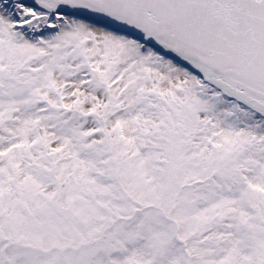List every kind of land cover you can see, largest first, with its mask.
Wrapping results in <instances>:
<instances>
[{"label":"snow or ice","instance_id":"6c2138e0","mask_svg":"<svg viewBox=\"0 0 264 264\" xmlns=\"http://www.w3.org/2000/svg\"><path fill=\"white\" fill-rule=\"evenodd\" d=\"M0 264H264V0H0Z\"/></svg>","mask_w":264,"mask_h":264}]
</instances>
